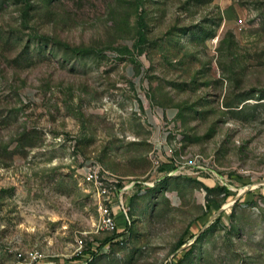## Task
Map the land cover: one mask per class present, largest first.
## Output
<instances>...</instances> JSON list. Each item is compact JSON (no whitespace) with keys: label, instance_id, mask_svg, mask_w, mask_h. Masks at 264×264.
<instances>
[{"label":"rangeland","instance_id":"rangeland-1","mask_svg":"<svg viewBox=\"0 0 264 264\" xmlns=\"http://www.w3.org/2000/svg\"><path fill=\"white\" fill-rule=\"evenodd\" d=\"M88 166L139 183L92 264H264V0H0V264L115 239Z\"/></svg>","mask_w":264,"mask_h":264},{"label":"built area","instance_id":"built-area-1","mask_svg":"<svg viewBox=\"0 0 264 264\" xmlns=\"http://www.w3.org/2000/svg\"><path fill=\"white\" fill-rule=\"evenodd\" d=\"M103 172L104 171L100 167H86L84 182L88 185H92L95 189L100 213L98 230L105 234L116 236L115 239L105 240L103 243H99L96 247L90 248L87 247L83 241H80L74 257L64 261L50 258L43 251L36 248H13L12 253L16 264H92L99 256L109 254L116 242H121L129 236V210L126 208L123 198H120L119 200V207L120 213L124 216L127 225L121 231L112 206L118 196H123L127 191L133 189L137 185V182L118 189L114 186L117 182L110 179L107 180L104 177Z\"/></svg>","mask_w":264,"mask_h":264},{"label":"crops","instance_id":"crops-1","mask_svg":"<svg viewBox=\"0 0 264 264\" xmlns=\"http://www.w3.org/2000/svg\"><path fill=\"white\" fill-rule=\"evenodd\" d=\"M173 117H174V113L171 110H164V111L163 110H155V111H153V110H148V109L144 108L142 121H143V123H145L146 125L149 126V129L152 132L151 141L157 147L163 146L164 150H166V147H165L166 142L164 139V133L161 132V130H162L161 124L166 120L170 121ZM116 179H117L116 177L110 178V180H112L114 182H118ZM123 179H131V178L127 177V178H123ZM134 182H137V184H139L138 181H133V182H130L129 184H132ZM124 183L126 184L127 182H124ZM124 187H121V188H124ZM133 189H130L129 191H132ZM120 198H122V196H118L115 199L112 208H113V212L116 216L118 226H119L120 231H121L126 227L127 223H126L124 216L120 213V207H119ZM130 225H131V222H130L129 226ZM129 226H128V228H129Z\"/></svg>","mask_w":264,"mask_h":264},{"label":"trees","instance_id":"trees-1","mask_svg":"<svg viewBox=\"0 0 264 264\" xmlns=\"http://www.w3.org/2000/svg\"><path fill=\"white\" fill-rule=\"evenodd\" d=\"M206 190L208 191V192H212V190L211 189H209V188H206ZM225 192L227 191L226 189H223ZM185 245V242L181 239L180 240V242L178 243V249L179 248H181V247H183ZM191 253V250H189L188 251V255Z\"/></svg>","mask_w":264,"mask_h":264}]
</instances>
